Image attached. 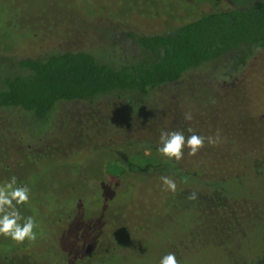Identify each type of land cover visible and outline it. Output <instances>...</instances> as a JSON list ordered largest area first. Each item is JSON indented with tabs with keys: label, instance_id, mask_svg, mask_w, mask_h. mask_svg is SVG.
I'll return each instance as SVG.
<instances>
[{
	"label": "rangeland",
	"instance_id": "1",
	"mask_svg": "<svg viewBox=\"0 0 264 264\" xmlns=\"http://www.w3.org/2000/svg\"><path fill=\"white\" fill-rule=\"evenodd\" d=\"M226 3L0 0V78L18 71L20 58L38 56L52 44L88 48L96 59L129 61L141 51L131 37L134 33L170 30L210 10L227 8ZM251 57L240 69L230 72L223 59L198 66L177 82L158 86L149 94L131 93L135 100L129 106L123 93L92 103L58 102L52 114L44 118L17 108L1 109L0 185L12 176L18 184L28 185L30 203L18 208L22 216H33L38 227L34 243L26 240L17 244L0 235V264H86L108 256L103 264H160L169 252L185 251V239L191 244L212 243L216 237L234 264H262V251L257 259L246 263L241 247L248 232L256 236L258 229L253 228L257 226L241 224L239 238L228 230L226 220L218 221L216 210L208 205L216 191L210 192L207 184L199 183L202 176L174 180L176 191L172 192L161 181L162 176L173 179L166 162L141 174L127 170V162L136 155L160 158L161 131L178 130L186 137L193 134L188 128L205 137L249 133L248 122L264 115L262 96L250 94L242 84ZM189 112L193 117L190 121L184 118ZM105 120L117 123V131L107 133L101 123ZM81 128L87 129L79 132ZM258 131L251 130L256 140L262 138L261 132L255 135ZM81 145L86 146L74 152ZM216 147L222 149L224 145L218 143ZM211 148L213 145L206 141L197 154ZM70 152L75 154L68 155ZM189 152L184 149V155ZM199 184L200 188L196 186ZM193 192L197 199H188ZM253 199L254 205L263 204L264 193ZM256 213L249 218H255ZM135 226L145 227L143 233L140 228L134 246L132 239L128 241L127 246L136 254L126 259L110 254L108 246L112 248ZM260 228L264 230L263 225ZM150 232L154 237H149ZM189 233H193L191 238L186 237ZM177 260L188 264L183 258ZM215 261L225 264L222 259ZM189 264L199 262L189 260Z\"/></svg>",
	"mask_w": 264,
	"mask_h": 264
},
{
	"label": "trees",
	"instance_id": "2",
	"mask_svg": "<svg viewBox=\"0 0 264 264\" xmlns=\"http://www.w3.org/2000/svg\"><path fill=\"white\" fill-rule=\"evenodd\" d=\"M228 1L231 2L228 9H214L176 24L170 30L134 33L131 37L141 51L138 57L129 61L96 59L88 48L56 47L54 44L38 56L22 57L17 61L18 71L0 78V110L17 108L44 118L52 114L58 102L92 103L110 94L123 93L128 96L129 106L135 100L131 93L149 94L158 86L177 82L186 71L218 59L226 61L229 72L238 70L251 56L242 84L250 94L261 95L264 100V0ZM136 100L139 102L140 98L137 96ZM127 115L131 117L132 113ZM258 119L248 122L249 133L238 137L219 136V143L224 145L222 149L215 145L212 150L196 156L186 154L179 162L161 154L158 160L136 155L127 162V170L140 174L150 167L160 168L166 162L171 166L169 172L176 182L202 176L199 183L207 184L210 192L216 191L208 205L216 210L214 217L218 221L226 220L228 230L235 231L239 238L241 224L247 222V226H257L253 228L258 229L256 236L248 232V238L242 242L246 263L257 259L258 252L262 251L260 255L264 256V230L260 228L264 226V203H253L259 192L264 193V115ZM104 129L109 134L116 132L117 123L106 120ZM252 129L259 130L255 135L261 132L262 138L256 140ZM91 145L96 148L94 143ZM85 146L77 147L74 152ZM200 184L196 186L200 188ZM234 209L236 212L231 214ZM254 212H257L255 218H249ZM140 228L143 233L145 227L135 226V230L116 240L112 248L108 246L110 254L132 258L136 251L130 250L128 241L132 239L134 246ZM190 235L193 233L186 237ZM149 237H154V233L150 232ZM218 241L216 237L212 243L191 244L185 239V251L173 253L188 264L189 260L218 264L215 261L218 259L224 260L225 264H234L227 249ZM108 257L94 258L86 264H103Z\"/></svg>",
	"mask_w": 264,
	"mask_h": 264
},
{
	"label": "clouds",
	"instance_id": "3",
	"mask_svg": "<svg viewBox=\"0 0 264 264\" xmlns=\"http://www.w3.org/2000/svg\"><path fill=\"white\" fill-rule=\"evenodd\" d=\"M185 120H192V114L185 113ZM188 132L193 133L185 136L182 131H161L159 137L160 147L158 152L169 160L179 162L184 157V149L190 150L189 155H196L205 147V142L209 145H217L220 142L219 134L216 136H201L195 134L192 128ZM161 181L166 190L175 192L176 183L168 176H162ZM30 188L27 184H18L17 178L12 176L6 183L0 185V235L10 238L17 244H23L26 240L35 242L37 240V223L33 216L24 217L18 208L19 205L30 203ZM188 199H197L195 192L190 193ZM160 264H180L174 253L169 252L164 255Z\"/></svg>",
	"mask_w": 264,
	"mask_h": 264
},
{
	"label": "flooded vegetation",
	"instance_id": "4",
	"mask_svg": "<svg viewBox=\"0 0 264 264\" xmlns=\"http://www.w3.org/2000/svg\"><path fill=\"white\" fill-rule=\"evenodd\" d=\"M225 1H227L228 3H226V5H227V8H224V10H226V9H228L229 7H230V5H231V2H229L228 0H225ZM216 9H219V8H216ZM214 10V9H213ZM210 11H212V10H210ZM131 25H133V24H131ZM133 26H136V25H133ZM174 26H172V28H173ZM137 30H139V29H137ZM136 31V30H135ZM141 32V31H140ZM141 33H143V34H151V32H148V31H142ZM136 47H137V45H136ZM138 48V47H137ZM139 49V48H138ZM64 102V101H63ZM66 102V101H65ZM129 118H131V117H129ZM104 122H106V120L104 121ZM103 121H101V123H104ZM84 129H87V128H81L80 130H79V132L80 131H82V130H84ZM89 130H90V132H93V128H89ZM84 136H82L81 135V137H80V139H82ZM83 140V139H82ZM79 147V146H78Z\"/></svg>",
	"mask_w": 264,
	"mask_h": 264
}]
</instances>
